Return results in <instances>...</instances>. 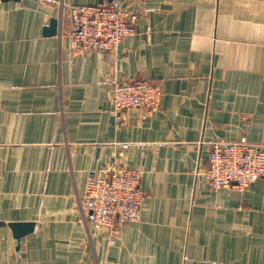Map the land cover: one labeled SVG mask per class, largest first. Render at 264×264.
Returning a JSON list of instances; mask_svg holds the SVG:
<instances>
[{
    "label": "crops",
    "instance_id": "crops-1",
    "mask_svg": "<svg viewBox=\"0 0 264 264\" xmlns=\"http://www.w3.org/2000/svg\"><path fill=\"white\" fill-rule=\"evenodd\" d=\"M114 2L135 32L74 55L43 28L99 0H0V264H264V177L240 191L202 175L210 142L264 145V0ZM139 79L158 109L116 112L114 83ZM115 165L141 172L145 200L110 237L83 192ZM15 222L34 229L17 240Z\"/></svg>",
    "mask_w": 264,
    "mask_h": 264
},
{
    "label": "built area",
    "instance_id": "built-area-1",
    "mask_svg": "<svg viewBox=\"0 0 264 264\" xmlns=\"http://www.w3.org/2000/svg\"><path fill=\"white\" fill-rule=\"evenodd\" d=\"M63 8L59 32L69 39L74 55L115 52L122 39L135 32L137 13L115 2L84 6L65 3ZM161 97L160 86L147 80L116 82L111 104L116 112L143 108L151 113L158 109ZM202 175L213 189L233 187L243 191L264 177V145L253 144L245 137L235 142H210ZM140 178L139 170L119 165L87 176L83 200L92 212L94 229L105 230L111 237L117 222L139 217L145 200Z\"/></svg>",
    "mask_w": 264,
    "mask_h": 264
},
{
    "label": "water",
    "instance_id": "water-1",
    "mask_svg": "<svg viewBox=\"0 0 264 264\" xmlns=\"http://www.w3.org/2000/svg\"><path fill=\"white\" fill-rule=\"evenodd\" d=\"M5 1V0H4ZM104 0H99V4H102ZM108 3H112L117 0H105ZM60 31V20L57 18H50L48 24L43 28V36L51 37L56 36ZM10 227L13 237L19 240L26 234H29L34 229V224L32 222L29 223H8Z\"/></svg>",
    "mask_w": 264,
    "mask_h": 264
}]
</instances>
